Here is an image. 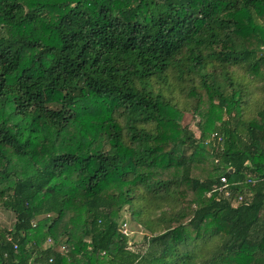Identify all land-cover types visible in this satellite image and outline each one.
I'll use <instances>...</instances> for the list:
<instances>
[{
    "label": "trees",
    "instance_id": "trees-1",
    "mask_svg": "<svg viewBox=\"0 0 264 264\" xmlns=\"http://www.w3.org/2000/svg\"><path fill=\"white\" fill-rule=\"evenodd\" d=\"M0 207V264H264V0H0Z\"/></svg>",
    "mask_w": 264,
    "mask_h": 264
},
{
    "label": "rangeland",
    "instance_id": "rangeland-1",
    "mask_svg": "<svg viewBox=\"0 0 264 264\" xmlns=\"http://www.w3.org/2000/svg\"><path fill=\"white\" fill-rule=\"evenodd\" d=\"M205 119H202L201 117H192L190 114H186L182 121V126H186L190 131H192L197 138L201 135V129L199 124L201 122H204ZM15 221L14 214L9 211L5 210L0 207V226L3 229L11 230L13 228ZM130 223L127 221V224H124L123 227H121V230L126 234H128V237L130 239L129 247L132 251H136L138 249H142L144 247V237L146 236V233L144 232L143 228L139 226L136 223ZM68 252L69 250H65ZM105 259L106 256L104 257Z\"/></svg>",
    "mask_w": 264,
    "mask_h": 264
},
{
    "label": "built area",
    "instance_id": "built-area-1",
    "mask_svg": "<svg viewBox=\"0 0 264 264\" xmlns=\"http://www.w3.org/2000/svg\"><path fill=\"white\" fill-rule=\"evenodd\" d=\"M212 140H214V135L211 137V140L209 141L210 143L212 142ZM249 184H251L253 187L256 185V181L255 180H249L248 181ZM234 183H231L228 178L226 177H222L219 180V183L216 184L213 189L211 191H208L206 193V199L210 200V201H214L216 203H220L223 201H232L234 200L236 202V205L239 203H242L246 200V198L248 197L249 199H251L253 197V192H251L250 190L244 188L242 190V192H240L237 196H235L234 198V193L231 190V186ZM37 221L33 222V226H36ZM7 239L9 241L12 240L11 236L9 235L7 237ZM54 246V241H52L51 239L48 240L46 246H44L43 250L45 249H50L51 247ZM15 250L16 253L18 252V245H15ZM62 251H65L66 248L64 246L61 247ZM54 262V260L52 258H50L47 262V264H52ZM29 264H35L34 263V259H31Z\"/></svg>",
    "mask_w": 264,
    "mask_h": 264
}]
</instances>
